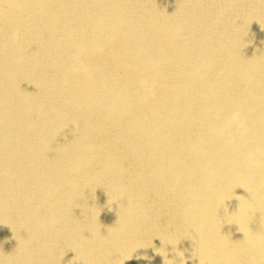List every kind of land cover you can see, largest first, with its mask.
<instances>
[{"label":"bare ground","instance_id":"6f19581e","mask_svg":"<svg viewBox=\"0 0 264 264\" xmlns=\"http://www.w3.org/2000/svg\"><path fill=\"white\" fill-rule=\"evenodd\" d=\"M0 264H264V0H0Z\"/></svg>","mask_w":264,"mask_h":264},{"label":"clouds","instance_id":"9594fccd","mask_svg":"<svg viewBox=\"0 0 264 264\" xmlns=\"http://www.w3.org/2000/svg\"><path fill=\"white\" fill-rule=\"evenodd\" d=\"M234 118H238V114H236V116Z\"/></svg>","mask_w":264,"mask_h":264}]
</instances>
